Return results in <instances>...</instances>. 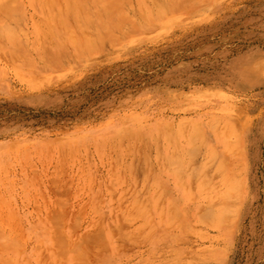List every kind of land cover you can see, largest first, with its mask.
Returning <instances> with one entry per match:
<instances>
[{
	"label": "rangeland",
	"instance_id": "obj_1",
	"mask_svg": "<svg viewBox=\"0 0 264 264\" xmlns=\"http://www.w3.org/2000/svg\"><path fill=\"white\" fill-rule=\"evenodd\" d=\"M0 264H264V0H0Z\"/></svg>",
	"mask_w": 264,
	"mask_h": 264
},
{
	"label": "bare ground",
	"instance_id": "obj_2",
	"mask_svg": "<svg viewBox=\"0 0 264 264\" xmlns=\"http://www.w3.org/2000/svg\"><path fill=\"white\" fill-rule=\"evenodd\" d=\"M163 245V244H162ZM163 247H165V245L163 246ZM166 248V247H165Z\"/></svg>",
	"mask_w": 264,
	"mask_h": 264
}]
</instances>
